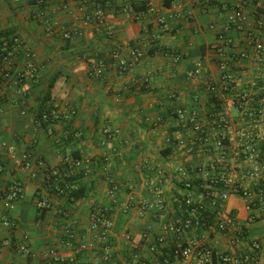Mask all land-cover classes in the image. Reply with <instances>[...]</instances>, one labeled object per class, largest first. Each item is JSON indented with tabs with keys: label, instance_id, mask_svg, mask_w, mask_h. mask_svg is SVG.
<instances>
[{
	"label": "crops",
	"instance_id": "1",
	"mask_svg": "<svg viewBox=\"0 0 264 264\" xmlns=\"http://www.w3.org/2000/svg\"><path fill=\"white\" fill-rule=\"evenodd\" d=\"M177 2L183 10L192 9L193 17L173 14ZM242 3L248 15L260 4L257 12L264 15V0H203L201 5L195 0H153L151 5L149 0H100L103 19L115 32L108 38L93 12L87 22L68 0H0V31L19 39L0 63V264H49L42 257L49 250L74 264H104L107 247L112 257L106 264H152L172 243L168 223L186 215L177 202L184 185L178 168L195 178V171L225 160L230 168L225 177L257 189L260 173L250 175L255 167L245 161L243 145L263 149L264 116L258 111H264V51L260 60L246 36L251 30L264 44V30L252 23L230 27L228 19ZM126 5L139 7L142 19L125 18ZM158 15L166 17V28L156 23ZM69 30L80 34L65 40L62 33ZM134 46L143 58L120 71L114 53L129 59ZM219 48L229 65V81L218 66ZM28 51L36 57L33 79L25 76ZM244 52L247 57H241ZM99 60L105 70L95 78L90 68ZM198 65L201 73L191 76ZM240 93L249 98L245 110L237 105ZM48 106L57 116L44 125L39 113ZM179 109L199 111L212 137L219 131L211 114L224 116L232 125L225 147L205 151L199 142L192 145L196 134L178 118ZM157 118L162 121L153 124ZM107 128L113 132L107 134ZM180 139L189 145L180 146ZM67 156L83 166L70 169ZM159 170L164 173L162 210L155 207L153 190ZM72 171L71 188L85 193L78 200L60 194L54 184ZM205 179L199 174L195 182L201 185ZM14 182L24 193L10 213L16 222L10 228L2 223V197ZM42 201L47 207L39 206ZM224 209L241 220L247 216L238 194H230ZM97 211L110 218V229L92 221ZM68 230L77 235L72 244ZM251 234L264 239V220L253 224ZM24 237L32 257L16 248ZM80 243L88 247L78 251Z\"/></svg>",
	"mask_w": 264,
	"mask_h": 264
},
{
	"label": "built area",
	"instance_id": "2",
	"mask_svg": "<svg viewBox=\"0 0 264 264\" xmlns=\"http://www.w3.org/2000/svg\"><path fill=\"white\" fill-rule=\"evenodd\" d=\"M195 1L198 5L203 3V0ZM152 2L153 0H149V5ZM68 3L78 5L79 12L83 14L87 22H90L92 18L91 12H93L96 20L100 25L104 26L105 35L108 38L114 37L115 32L113 28L103 19L100 0H68ZM243 3L237 5L234 13L229 17L228 24L230 27L242 29L244 25H250L252 23L255 30L263 31L264 15H260L257 12L260 4L255 3V12L252 15H248ZM90 8H92L91 11L89 10ZM171 10L177 16L184 14L188 19L193 17L192 9L183 10V5L180 2L172 5ZM122 13L128 20H140L144 16V12L135 10L132 5L124 6ZM250 20H253V22ZM156 23L160 27H167V20L164 15H158L156 17ZM49 30L53 32L52 27ZM79 34V30H69L64 31L62 36L65 40H70ZM246 40L248 45H253L257 57L261 60L264 44L256 38L254 32H251V30L247 33ZM9 43H13V46L10 47ZM18 43L19 39L15 36L2 40L1 45L3 48L1 50L11 48V51L4 57L0 54V63L1 61H6L12 55ZM218 52H220L221 56L218 60L219 69L225 73V78L229 81L231 79V76L227 74L229 65L222 58L223 49L219 48ZM143 56V51L134 46L131 49L129 59L121 58L117 52L114 53L113 58L116 59V67L120 71H126L133 68ZM241 57H247V53H242ZM35 59L34 53L31 51L26 52L25 65L27 72L25 76L30 79H33L37 73ZM4 70L2 69V71ZM104 70L105 63L99 60L91 66L90 75L95 78H100ZM201 70V66L198 65L190 75L197 76L201 73ZM4 76L9 78V75L5 71ZM22 76L20 75V77ZM208 89L210 91L214 90L212 86H209ZM236 97L239 109L245 110L246 104L249 101L248 95L246 93H240ZM258 113L261 117L264 116L263 110H259ZM177 115L180 120L184 121L185 126L193 130L196 134L194 140L191 142L192 145L199 142L205 151H210V146L212 145L220 148L225 147L227 132L229 133L232 130V125L220 113L215 112L210 116L211 123L219 131L215 137H212L202 126L199 111L179 109ZM56 116V110L52 106H48L39 118V122L48 125ZM161 121L160 118H157L152 123L159 124ZM112 132L113 130L111 128L106 129L107 134ZM238 133L240 136L246 137V133L243 130L238 131ZM179 145L188 146L189 144L187 140L180 139ZM262 146L263 149L258 151L250 144L243 145L245 161L253 163L255 167L250 175L260 173V176L256 177L258 187L254 192L236 183L232 178L224 176V172L230 170L225 160L220 161L219 164H213L210 169L195 171V175H197L195 178L191 177L190 173L183 167L176 170V174L182 179V182L184 181L183 190L177 197V202L179 208L186 215L179 221L168 223L165 230L173 237L172 243L168 251L162 253L152 264H264V239L251 234L253 224L264 220V141ZM65 162L72 170L83 166V161L77 160L74 162L73 158L69 156L66 157ZM87 172L86 169L85 173ZM70 174L72 175L73 171L66 174L62 181L57 182L55 180L54 182L60 194L66 193L69 183L67 177H70ZM199 174H202L206 178L205 182L203 184L201 183V185L195 182ZM163 176V171L159 170L154 177L155 186L153 190L157 196L155 207L158 210L164 208V200L160 195ZM23 193L24 189L22 184L20 182H14L10 189L3 195L2 205L5 212L1 219L4 226L10 228L16 226V222L10 216V213L15 210L16 204L22 198ZM231 193L238 194L245 200L247 216L244 220L229 215L224 209V202L228 200ZM47 205V201H42L39 204L40 207H47ZM67 214L68 212H64V216H68ZM92 221L105 229H110L112 226V221L103 211L93 213ZM26 239L24 237L23 240L17 242L16 248L22 255L32 257L34 254ZM67 240L69 244L77 240V235L73 230H68ZM87 247L88 245L82 243L76 246L78 251L85 250ZM42 257L49 264H74L73 259L67 262L60 258L55 250L44 251ZM111 257L112 251L107 247L104 250V264L109 262Z\"/></svg>",
	"mask_w": 264,
	"mask_h": 264
},
{
	"label": "trees",
	"instance_id": "3",
	"mask_svg": "<svg viewBox=\"0 0 264 264\" xmlns=\"http://www.w3.org/2000/svg\"><path fill=\"white\" fill-rule=\"evenodd\" d=\"M135 10L139 11V7H134ZM8 38H12L11 36V33L10 32H1L0 31V54L2 55V57L6 56L10 51H11V48H5L4 50H1L2 45H1V42L2 40L4 39H8ZM10 44V47L13 46V43H9ZM44 108L42 107L40 113H39V118L42 116L43 112H44ZM74 162H76L77 160H79L78 158H73ZM73 178H76L75 175H72L70 177H67V180L70 182V180H72ZM62 181V180H61ZM60 183V182H59ZM84 190L83 188H80V187H77V188H71L70 184L68 183V188L66 190V193L65 195H67V197L69 199H72V200H78L80 198H83L84 197Z\"/></svg>",
	"mask_w": 264,
	"mask_h": 264
},
{
	"label": "rangeland",
	"instance_id": "4",
	"mask_svg": "<svg viewBox=\"0 0 264 264\" xmlns=\"http://www.w3.org/2000/svg\"><path fill=\"white\" fill-rule=\"evenodd\" d=\"M256 233H254V235H255Z\"/></svg>",
	"mask_w": 264,
	"mask_h": 264
}]
</instances>
